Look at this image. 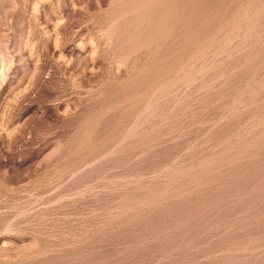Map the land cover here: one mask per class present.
Wrapping results in <instances>:
<instances>
[{
  "label": "rangeland",
  "instance_id": "374dc122",
  "mask_svg": "<svg viewBox=\"0 0 264 264\" xmlns=\"http://www.w3.org/2000/svg\"><path fill=\"white\" fill-rule=\"evenodd\" d=\"M0 264H264V0H0Z\"/></svg>",
  "mask_w": 264,
  "mask_h": 264
}]
</instances>
